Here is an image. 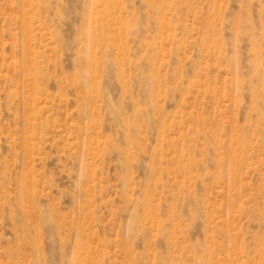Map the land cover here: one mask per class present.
<instances>
[{
	"label": "rangeland",
	"instance_id": "obj_1",
	"mask_svg": "<svg viewBox=\"0 0 264 264\" xmlns=\"http://www.w3.org/2000/svg\"><path fill=\"white\" fill-rule=\"evenodd\" d=\"M0 264H264V0H0Z\"/></svg>",
	"mask_w": 264,
	"mask_h": 264
}]
</instances>
